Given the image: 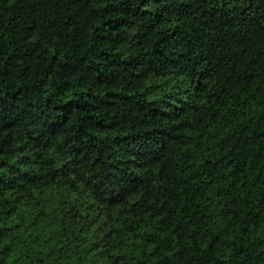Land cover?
<instances>
[{
    "label": "trees",
    "instance_id": "16d2710c",
    "mask_svg": "<svg viewBox=\"0 0 264 264\" xmlns=\"http://www.w3.org/2000/svg\"><path fill=\"white\" fill-rule=\"evenodd\" d=\"M0 264H264V0H0Z\"/></svg>",
    "mask_w": 264,
    "mask_h": 264
}]
</instances>
